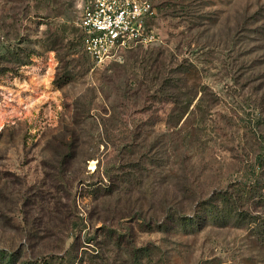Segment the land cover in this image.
Wrapping results in <instances>:
<instances>
[{
	"label": "rangeland",
	"instance_id": "1",
	"mask_svg": "<svg viewBox=\"0 0 264 264\" xmlns=\"http://www.w3.org/2000/svg\"><path fill=\"white\" fill-rule=\"evenodd\" d=\"M84 1L0 0V264H264V0L101 63Z\"/></svg>",
	"mask_w": 264,
	"mask_h": 264
},
{
	"label": "built area",
	"instance_id": "2",
	"mask_svg": "<svg viewBox=\"0 0 264 264\" xmlns=\"http://www.w3.org/2000/svg\"><path fill=\"white\" fill-rule=\"evenodd\" d=\"M154 11L150 0H85L78 22L83 50L101 63L128 47L148 42Z\"/></svg>",
	"mask_w": 264,
	"mask_h": 264
},
{
	"label": "trees",
	"instance_id": "3",
	"mask_svg": "<svg viewBox=\"0 0 264 264\" xmlns=\"http://www.w3.org/2000/svg\"><path fill=\"white\" fill-rule=\"evenodd\" d=\"M151 1V0H150ZM152 3V2H151ZM153 4V3H152ZM153 6L156 8V6L153 4ZM80 28V27H79ZM82 35H83V32H82V30H81V28H80V34H79V39L80 40H82ZM82 45V44H81ZM82 49H83V47H82ZM85 52V51H84ZM86 53V52H85ZM87 55V54H86ZM89 57V56H88ZM1 263L3 262V260L2 261H0Z\"/></svg>",
	"mask_w": 264,
	"mask_h": 264
}]
</instances>
